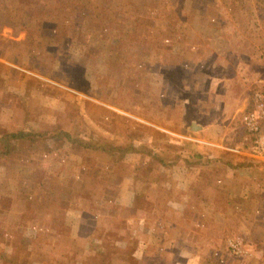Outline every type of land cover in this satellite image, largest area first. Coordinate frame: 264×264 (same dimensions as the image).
Here are the masks:
<instances>
[{"label":"rangeland","instance_id":"374dc122","mask_svg":"<svg viewBox=\"0 0 264 264\" xmlns=\"http://www.w3.org/2000/svg\"><path fill=\"white\" fill-rule=\"evenodd\" d=\"M24 1L25 7L20 3L15 6L14 18L0 13V57L14 59L16 65L15 71L10 72L15 77L4 85L17 84L15 90L19 89L14 93L10 89L2 100L5 107L0 115L7 117V112L9 115L7 120L2 119L3 129L12 130L10 119L18 127L56 123L55 112H63L67 103L79 97L99 105L85 110L84 119L91 111L97 112L93 115L106 123L98 128L107 134L109 131L115 135H142L151 140L165 131L192 143L203 137L209 138L214 146L233 149L244 146V136L250 140L264 137L263 119L257 136L242 133L245 127L241 122L243 115L254 108L253 93L260 92L264 97L261 0H163L162 10H158L163 4L161 0ZM7 4L8 0H0V12ZM82 57L87 61L80 62L84 68L81 77V69H75L77 65L73 68L68 58ZM183 73L187 78H182ZM126 81L129 87L134 85L138 90L124 91ZM23 83L28 93L23 99H15L16 94L21 95L18 92ZM47 96L49 100L44 102L42 97ZM21 100L31 105L28 117L18 109ZM68 112L63 121L67 127L68 117L76 115V108H68ZM192 123L198 125L196 130L191 129ZM249 146L246 144L241 150L247 153ZM235 153L253 160L236 150ZM227 154L232 155L230 151ZM40 156L37 163L31 161L32 170L26 180L35 185L26 189L33 190L37 198L24 206L15 204L12 210L23 226L25 237L21 245L32 242L33 246L43 247L39 243L43 237L50 240L54 254L66 251L67 258L82 262L93 256L94 251H88L92 238L79 241L80 223L88 224L107 245L125 244L124 240H116V232L124 231L127 225L125 234L140 230L149 241L147 248L156 256L165 253L167 247L173 248L170 255L181 257L179 264L197 257L209 264H264V227L253 223L258 218L253 217L254 228L246 220L236 223L234 219L243 216L245 198L243 204H225L227 195L222 190L219 194L222 206L218 208L222 216L211 212L204 223L207 226L194 229L190 226L189 210L176 213L178 216L169 215L162 204L165 195L157 197L161 202L157 204L153 189L147 195L152 202L142 204L137 215L136 210L122 207L125 195H121L120 187L125 185L123 176L132 169L131 161L114 164L110 175L107 173V184L100 188L92 185L91 177H77L82 166L98 165L84 149L63 147ZM135 161L138 166L133 171L143 174L148 168V164H143L147 158L142 155ZM252 170L238 174L233 187L242 192L248 183L260 184L259 206L264 209V174H254ZM53 171L59 173L63 186H56L51 175H47ZM219 172L222 171L218 169L211 174L210 182L223 180ZM5 180L6 184L0 183L3 213L12 208L11 200L17 198L14 177ZM45 194L51 196L52 204H43L41 197ZM224 214L228 217L224 218ZM112 226L114 230L106 231ZM70 241L71 245L66 246ZM207 241L213 247L209 251L204 245ZM218 247L224 251L219 252ZM33 251L30 264H36Z\"/></svg>","mask_w":264,"mask_h":264},{"label":"trees","instance_id":"16d2710c","mask_svg":"<svg viewBox=\"0 0 264 264\" xmlns=\"http://www.w3.org/2000/svg\"><path fill=\"white\" fill-rule=\"evenodd\" d=\"M162 1L163 0L160 2L163 4L160 6V8H158V10H162V8L165 7L164 2ZM8 2L9 5L7 4L5 10L0 12L3 17H7L8 19L11 17L14 18V13L17 11L15 10V6H17L19 3L22 7L26 6L24 0H8ZM261 2L264 4V0H261ZM102 4L105 6L103 1ZM154 4L158 5L159 3ZM153 9L154 8H149L147 10ZM8 25L11 26L10 23H8ZM65 59H67V57ZM11 60L12 59L9 61ZM12 61L15 60L13 59ZM83 61L86 62L87 59L82 57L80 60H69L68 58V62L73 68L77 65V68L75 69H81V77L83 76L84 68L80 62ZM12 71L14 70L9 68V72ZM74 74L78 76L76 72ZM185 77L187 78L186 74L183 73L182 78ZM126 79H128V76ZM124 83H126V85L122 87L124 88V91L129 92L130 90H138V88H135L134 85L129 87V83L127 81ZM7 94H10V92L7 91L4 96ZM28 95L26 97H28ZM2 100L3 97L0 98V111L3 107H5L2 105ZM90 102L91 101L87 99L76 97L74 101L67 103V106L63 112H61V110H58L57 113L55 112V117L57 119L56 123L50 124L48 126L42 125L37 129H33L31 126L14 127V124L11 123V119L9 120L10 125L14 127L12 130H5L3 129L2 124H0V172H2L0 173V183L6 184L7 182L5 179L14 177L15 187L17 188L15 190V195L17 198H14L13 200L10 199L14 202L12 208L7 210L6 213H3L1 211L2 209H0V264H30L29 261L33 257L32 255L30 257V252H32L33 249L35 251H33V261L35 260L36 264H179L181 257L178 259L176 258L179 257L178 255L174 257L170 255L173 248L165 250V253L156 256L153 251L143 247L144 243L142 242L143 240H141L143 234L140 230H137L138 233H131L129 231L126 232L127 234H125L127 225H125L126 229H124V231L122 230L116 232V240H124L126 243L123 245H107L106 240L99 238L100 235L96 234L94 230L89 229L88 224L80 223L78 230L79 241L86 242V240L88 241L90 238H92L93 241L89 243L88 251H94L93 256L85 257L82 262H76L75 259L67 258L65 256L67 253L66 251L64 253L61 251V254L59 255L54 254L52 252L53 246L49 247L50 240L45 241L42 239L43 237L40 239L42 241L39 242L43 245V247H40L41 245L33 246L35 243L32 242L27 245H21V240L25 237L23 234V226L19 224L17 219L18 216H16L17 214L12 210L15 208V204L22 203L24 206L30 200L33 201L35 198H37L33 194V190L31 191L30 189H26L35 186L29 185L26 180L32 170V158L37 153H53L56 150L58 151L59 149L65 147L66 145L69 146L71 150H77V148L84 149V151L92 154L94 159H96V164L98 165L92 168L82 166L77 177H91L94 179L92 185L94 184L95 186L96 184L97 187L100 188H103L107 184L106 182L108 177L112 172L110 170L114 164L125 161L128 159V157H131L132 154H142L145 158H148V168L145 172H143V174L132 177L134 207L126 208L130 211L136 210L135 215H137V212L143 208L141 205L146 203L147 195L151 189L154 190V193H156L157 196L164 195L165 193L170 194L171 192V190H168L166 185H164L166 177L159 174L157 171L160 166L170 167L174 165L177 162L178 157H164L163 154L165 153L164 150H162L164 144L168 146H164L166 150H169L173 147H178L183 150L188 149L187 151L189 152V155L183 157L186 164L199 163V160H194V158L200 159L203 157L202 155H204L203 152L199 153V151H196L195 148H191L189 146V144L191 145V142L176 136H172L165 131L158 132L157 136H152L151 140L147 137H143L142 135H115L109 131H107L109 133L107 134L98 128L99 126L103 127L106 123L103 121L101 122V119L98 117V115H93L97 112L91 111L86 120L84 119V116H86L85 110L97 108V106H99ZM37 105L38 103L34 104V107H37ZM30 106L31 105H29L26 100H21V102H19L18 109L22 115H24V117H28L30 113ZM68 108L72 110L73 108H76V115L68 117L70 124L69 127L63 124L64 119L67 117L66 114L69 113ZM112 113L113 112H111V114ZM245 132V128H242V133ZM26 142L30 143L29 151L26 150ZM159 142L163 143L161 145L156 144ZM194 144L196 145V142ZM159 149L161 150L159 151ZM206 155L207 159L205 163H211L215 168L221 171H224V169H229L230 171V169L237 168V166H243L245 168L251 167L253 169L252 173L254 174H264V162L249 160L246 157L238 154L231 155V157L225 156L226 154H222L217 155L214 158L208 157V154ZM152 171L155 172L151 175ZM107 173H109V175ZM48 174L51 175V178L54 180L53 182L56 184V186H63V183L58 176V172L53 171L47 173V175ZM148 186L149 189H147ZM41 198L44 201L43 204H52L50 202L51 196L45 194ZM245 198V212L243 216H240V219L235 217L234 219L237 220L235 222L237 223L238 220H246L254 227L255 225L253 223L264 227V209L257 206V195L250 191L246 193ZM227 204L232 205L231 202L228 201ZM23 206L22 208L24 209L25 207ZM36 211L40 212L42 210L37 209ZM12 217H15V219ZM253 217L258 218V221L253 222ZM112 230H114L113 226L108 228L106 231L111 232ZM71 242L72 241L66 243V246H70ZM8 248H10V250H8ZM41 250L43 252L42 254ZM221 250L224 251L218 247V251L221 252ZM220 259L223 261L222 257H220Z\"/></svg>","mask_w":264,"mask_h":264},{"label":"crops","instance_id":"0c3cea01","mask_svg":"<svg viewBox=\"0 0 264 264\" xmlns=\"http://www.w3.org/2000/svg\"><path fill=\"white\" fill-rule=\"evenodd\" d=\"M13 62H15V61H12V60L9 61L8 59L5 60L3 57H0V95L3 94V98L5 97L4 96L5 93H7V91H9L10 89L13 91V93L15 91L19 90V89L15 90L14 86H18L17 84H15L14 86H10V87H9V85H4V84L9 83V78L15 77V75H12L9 72V68H12L14 70V66H16ZM6 71L9 73L6 74ZM14 74L17 75L16 72ZM19 88L22 89L21 92H18L21 95H18L15 93L18 96L15 99H18V100L23 99L25 94L28 93L27 85H25L24 83H23V86H21ZM42 98L44 99V102H48V100H49L48 96L46 98L45 97H42ZM47 105H49V104H47ZM6 115H7V117L3 116V114L0 115V124H4V123H2L3 118L7 120L8 116H9L8 112L6 113ZM13 126L18 127L15 124ZM192 126L193 125L191 124L190 127H192ZM37 128L38 127H34L33 129H37ZM206 139L207 140H205V138L203 139V137L202 138L199 137L198 139H194L196 141V145L194 144L195 142L194 143L191 142V145L189 144V146L191 148H195L196 151H199V153H201V152L204 153V155H202L203 156L202 158H200V159L194 158V160H199V163L186 164L183 157L189 155V152L187 151L188 149L183 150L180 148L173 147L167 151L165 148H163L164 153H165V154H163L164 157L171 158L173 156H176V157H178V160L174 165H172L170 167L160 166L158 171H157L159 174L166 177V179L164 178L165 179L164 185H166V188L168 190H171L170 194H167V193L164 194L165 198L162 202L163 208L166 210V212L169 213V215H177V216L179 214H176V213H181L182 211L185 212V210H189L190 211L189 214L192 213L190 218H189L190 226H192L194 229H195V227H199V226L206 227L207 225L204 223H205V220L207 218H210L209 215L211 214V212H213V214L217 212V213L221 214V216H222L223 212L218 209V208H221V206H222L221 200L219 198V194H220V192H222V190H225L226 195H227V200H226L225 204H227V201L238 203V204L239 203L243 204V203H245L246 193L251 191L253 193L256 192L257 194H259V197L257 199L256 204L258 207L261 206L260 200H261L262 189H261L260 184H257V182H256V184L254 183L255 185L249 186L250 184L248 183L247 187H245V189H243L242 192L240 191V189L233 187V185H234L233 183L236 181L238 174H240L241 172L251 173V169H252L251 167L245 168L243 166L242 167L237 166V168L230 169V171H229V169L228 170L224 169V171H222L221 173L219 172L220 175L218 174L219 176L222 177L223 180L215 179L216 181L215 180L212 181V179H211V182H210L211 174H213V173L215 174V172H217L218 169L215 168L211 163H205V161L207 159L206 154H208V157L214 158L217 155H222V154L225 155L229 151H230V154H232V155H235L237 153H235V149L229 148L227 146L225 147V146L220 145V144H219L220 146L218 144H217V146H214V143H212L211 141L208 140L209 138H206ZM187 141H190V140H187ZM25 144H26V150L29 151L30 150V143L26 142ZM65 147L70 148L67 145ZM216 147H218V148H216ZM232 151H234V152H232ZM233 153H235V154H233ZM44 154H47V153H45V152L41 153L40 152V153L35 154L32 158L33 164L37 163L39 156L40 155L42 156ZM167 154H169V155L167 156ZM41 156H40V158H42ZM140 156H142V155L141 154H132L131 157H128V159L125 160L126 162L131 161L129 163V165L132 169L128 173H126L125 176H123L124 177L123 181H125L124 182L125 185L124 186L122 185L120 187L121 195L122 194L125 195V201L123 202L124 206H122L124 208L134 207V205H133L134 204V192L132 189V187H133L132 177L137 176L138 172L136 173L135 171H133V169H134V166H138V165H136L133 161H135V158L140 157ZM225 156H229V154H227ZM143 164H148V158H147V161H144ZM146 170H147V168L145 169V171ZM154 172L155 171H152L151 175ZM224 187L225 188L227 187V189H225ZM150 194H151V191H150ZM154 195L156 196V198H154V202H156L158 204V202H160L157 199L158 196L156 195V193H154ZM146 201H147V203L150 201L152 202L151 197L150 198L147 197ZM191 204H192V206H191ZM212 208L214 210H211ZM223 217L224 218L228 217V214H224ZM251 226L254 228L253 225H251ZM220 231L218 233H220ZM154 235H158V232H154ZM141 240H143L142 242L144 243L143 247L147 248L149 245V241L144 236H142ZM173 241L174 240H172V242ZM208 242L209 241H207L206 244H204L207 251H209L213 248V247H211V245L208 244ZM206 245H208V247ZM191 247H196V246L194 245ZM168 249H171V248H169V247L165 248V250H168ZM187 264H209V263L207 261L202 263V259H200V257L199 258L197 257L195 260H192V262H190V261L187 262ZM248 264H251V263L248 262Z\"/></svg>","mask_w":264,"mask_h":264},{"label":"built area","instance_id":"2783aa9c","mask_svg":"<svg viewBox=\"0 0 264 264\" xmlns=\"http://www.w3.org/2000/svg\"><path fill=\"white\" fill-rule=\"evenodd\" d=\"M252 101L254 102V108L251 111L246 112L241 121L246 129L247 135L257 136L260 128V119L264 120V97L260 92H254L252 95ZM246 136L242 141L250 145L247 153L241 150L244 146L238 145L235 150L245 156L259 162H264V137H255L250 140Z\"/></svg>","mask_w":264,"mask_h":264},{"label":"water","instance_id":"95a60500","mask_svg":"<svg viewBox=\"0 0 264 264\" xmlns=\"http://www.w3.org/2000/svg\"><path fill=\"white\" fill-rule=\"evenodd\" d=\"M192 125H193V126L191 127V129H192V130H196V128L198 127V125H197L196 123H192Z\"/></svg>","mask_w":264,"mask_h":264}]
</instances>
